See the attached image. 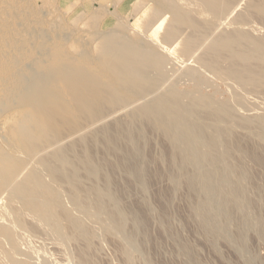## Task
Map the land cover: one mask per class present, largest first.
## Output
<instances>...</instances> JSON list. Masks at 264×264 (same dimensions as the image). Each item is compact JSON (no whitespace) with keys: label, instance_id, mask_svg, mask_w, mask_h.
Segmentation results:
<instances>
[{"label":"bare ground","instance_id":"6f19581e","mask_svg":"<svg viewBox=\"0 0 264 264\" xmlns=\"http://www.w3.org/2000/svg\"><path fill=\"white\" fill-rule=\"evenodd\" d=\"M232 1H233L232 4H235L234 0H232ZM236 1L238 3V0H236ZM227 2H228V0H182V2H180V0H156V7L153 6L154 11H152L153 12L152 15L153 14L154 15H153V17L151 15L150 18H152V20L157 21L158 18L161 17L159 15H161L162 13H166V12H164L165 10H168L169 12H171V16H172L171 20H170L171 23L169 25H167V27L165 28L163 35H162L163 40L161 39V41H164L163 43L170 40L168 43L166 42L167 45H169L170 43L172 45L173 44L172 39H174V37H176V35L179 36V34H178V27L179 26L184 25V28L189 26L190 29L192 28L191 29L192 32H193V30L195 31V32H193L194 35L190 34L191 30H189L187 27L188 37H186V38L183 37L184 40L182 38V40H181L182 46L179 50L180 54L182 53V55H185V56L187 55V60L189 62L188 57H190V56H188V55L192 54L191 57H193V53L195 52L194 55H196L197 59H199L198 57H200L201 55H200V53H198L199 55H197L196 49L198 50V48H200V50H201V46L203 45L202 44L203 41H204V43L205 42L208 43L207 42L208 37H206V39H205L206 35H203L204 33L201 34L202 36H200L199 38H198V36H196L197 30L198 29L201 30V28H199V27L203 26L204 22H205V25L207 24L210 27V28L209 27L208 28L211 29V27L213 26L212 23L216 22V21H220L219 20L220 17H224V19H225V16H226V19H227L228 14H226V10L228 8L231 9V7H233V5L231 7H229L228 6L229 3H227ZM248 2H249L248 6L247 5H244V6H247L248 9H253L256 13L261 14V16L263 15L262 17L264 18V0H250ZM182 4L185 7H183ZM234 7H236V6H234ZM40 8H41V6H40ZM182 9H184V10H182ZM188 9L189 10L191 9V11L189 12ZM235 9L238 10V7ZM43 10H45L47 12V9H43ZM192 10H194L195 12H198L204 18L206 16H208L209 18L206 19L207 18L206 17L204 19L203 23L199 21V19H200L199 18L198 22H197V18H198L199 14L196 16L194 14V12L192 13ZM45 11H43V13ZM228 11H230V10L228 9ZM231 11L233 12V14L235 13V10L234 11L231 10ZM238 11H240L241 14H243V15L240 14L243 17L242 22H243L244 17H246V20H247V17H248L247 14L248 13L247 14H246V12L243 13V11L241 9ZM36 13L39 14V10H37ZM192 14H194L195 18H193ZM240 15L236 14V17H238V18L232 17L231 20L233 21L235 19V21H236V19H237V22H240L241 21ZM166 16H167V13H166ZM249 19L250 20L252 19L253 24H251V25L255 26L254 25V19L251 17ZM228 20L229 19H227L225 22L228 23ZM231 20L229 22L232 23ZM159 21H160V19H159ZM247 21H248L247 23H250L249 20H247ZM152 24H154V23H152ZM161 24L162 23L157 24V22H156V24H155L156 26L154 28L155 32L157 31V29H159L161 27ZM218 24H219V22L216 24L217 27H218ZM243 24H244V22H243ZM150 26H152V25L145 26V27H150ZM216 26H214V29ZM224 26L225 25H223L222 27H220V26L219 27L223 28ZM248 26L250 27V24H248ZM219 27H218V29H220ZM249 27L246 29L250 30ZM203 28H207V27L203 26ZM203 28H202V30H203ZM236 28H238V27H236ZM262 28H264V27H262ZM214 29H213V31L217 30V29H215V30ZM243 29H241V30H243V32L241 30L238 31V34L240 36H242L243 34L246 33L245 28H243ZM255 29L257 31V34L260 36L259 32L261 30H259V28H258L259 31L257 30V28H254V29L252 28V32H253L252 34L254 35ZM179 30H181V27H179ZM221 30L222 29H220V31ZM249 30H247V35H248V33H251V30L250 31ZM187 31H185L186 33H183V31L181 30V32L183 34H185V36H187L186 35ZM203 31L205 32V30H203ZM206 31H208V29H206ZM211 31H212V29H211ZM209 32H210V30H209ZM223 32H224V30H222V34H223ZM229 32H230V29L228 30V33ZM234 32H236V31H234ZM240 32H242V33L240 34ZM261 32H262L261 33V35H262L264 33V31H261ZM198 33H200V32H198ZM210 33H212L214 36V34L216 32L215 33L210 32ZM225 33L227 34L226 30H225ZM230 33H232V30ZM189 34H190V36H189ZM218 34L219 33H217V35ZM252 34H251V36H252ZM224 35H222L221 38H220V35H218L220 39H218L214 42H211L210 45L209 44L206 45L207 46L206 52H208L209 54H207L205 52V45H204V48H202V50H204V52L208 55V58L206 57L207 59H204V55H205L204 54V55H202L203 58L201 57L202 61L206 60L207 67L210 66V68L214 72L217 73L216 75H218V73L222 72V70H220V69H222L221 68V65L223 64L222 61H224L225 60L224 57L226 55H228L230 58L228 56H226V57H228L230 60L232 58L234 60L233 61L234 65H233V62H230L228 60V62H230L231 65H233V66H228V69H227V68H225L226 65L223 64V67L225 68L224 71L227 70L223 74H225V76H229L230 78L237 79V81H236L237 84H238V81L241 85L244 84V85H242V87L239 84V88L241 87L240 89H242L241 91H243V87H245L246 84H248V85L253 84V86L250 85L249 88H247L251 91L252 89H250V87L252 86L253 92H254V88H255L254 86L255 85L260 84L261 86L262 85L264 86V42H263L264 41L263 40L264 35L262 38L263 41L260 40V37L258 35H255V37L256 36L259 37L258 39L261 42L258 41V39L256 40V38H255V41H253L254 37H252V41H250L251 39L248 40V38H245L246 34L243 35V37L245 36L244 38H242V37H235L234 38L228 34L225 36ZM180 36H181V34H180ZM251 36L248 35V37H250V38H251ZM121 37H123V36H120L117 33H111V34L106 35V37L104 38V40L100 46L99 54L97 56H94V57H91L88 53H84V52H80V53L75 54V55H70V53L61 49L58 45H55L53 47L52 46H46L43 49L44 54L42 53V55L44 57L38 61L35 60L34 56H25L24 57V60H27L30 63H34L33 67L35 68V70L33 73L30 74L29 81H28L30 84H32L31 89L26 91L23 94H20L18 97H16L14 99V103L23 109L22 113L19 116L15 117V119H13L11 122H7V126H6V128H7L6 129V136L7 137L6 138H8V141H10L12 143L13 146L11 144L10 145L13 147V149H15V151L14 152L11 151L12 153L5 152V151H3V149H2V151H0V193L2 194L5 191H9V193H10L9 198L10 199H14V198L17 199L16 204L18 203V200H20L19 203H22V205L20 204V206L25 207V209L29 210V211H25L24 208L21 209V210L24 209V211L26 213H28V212L30 213V211H31V212H34V214H35V212H37V217H35V216L33 217V215H34L33 214L31 216V217H33L32 223H30V222L28 223V224H31V226H33V227H31V228H34L33 232L36 229L35 228L36 226L32 225V224H35V222H33V221H37V219H40V218H38L39 217L38 214L40 213V215L41 214L44 215V217H45L44 219L48 218V220L52 219V221L53 220L58 221L59 217H62V218L64 217L65 219H67V221L69 222L68 224H70L72 229H77V231L82 233L80 235L84 234L86 236V235L92 234V235H95L96 237L100 238L99 239V241H100L101 237L97 236V235H99L98 234L99 232H97V235H96V232H95V234H93L94 232L91 233L93 230L90 232L89 231L90 228H87V230L85 229L86 232L89 231L90 233L85 234V230H83V227L80 225V223L83 222L82 218L80 217V216H82V213H83L82 211L80 213L77 212V214L74 213L77 215V217L79 214H81V215H79V217L81 218L82 221L78 218L79 221H81L80 223H78L79 221L74 219L76 216L73 217L71 215V213H69V210L71 211L72 209H68V208H72L73 205H70L71 207L69 205H67L68 198L66 200V206L63 205L62 198L65 200L67 195L66 196L63 195L61 197V195L63 194L62 191L65 189L61 185L62 187L59 188V190H60V192H59L57 187H59L60 184H62V181H64L63 183H67V185H68L67 186L64 184V186L70 187V191L69 190H67V191L70 192V199L76 205L77 210L80 211L82 209V208L78 209V208H80L78 206L83 207V209H82L83 211H85L84 207L87 210V206H90V207L94 206L95 207L94 211H96V210L97 211H105V213L101 212V213H103L102 215L106 214V212H107L109 215V216L108 215L107 216L110 217L109 219H107L108 220V222H106L107 225L109 224V222H112L110 224H112L114 226V223H115V225L117 226V228H116V226H114V228L112 227L114 229L113 234L117 233V231L119 232V230H116V232H115V228L116 229L119 228L121 231H123L121 234L123 235V233H124V237H126V239L130 243H133L135 245L136 243H138L137 241H139V239L136 240L137 237L135 239V235H137L135 233H137L140 228H145L144 224L149 222L150 219H149V221L148 220L146 221L145 219H143V217H140L142 215H140V216L138 215L139 211H141V210L137 211L138 209L136 207H138V204L135 207L134 212L132 211L133 207H132V209H130V207H129V209L132 211V212L130 211V213H132L131 215L127 214L129 212L126 211L127 212L126 213L124 210H122L125 207L122 208L123 207V206H121V205H123V204H121L122 202L120 203L121 205L119 204L120 200L118 201L119 196H118V198L116 196V195H118L116 193L117 192L116 187L112 188L111 174L117 168H118V170H119V168H122L124 170L123 172L126 173V174L125 173L124 174L127 175L129 179L131 178L139 186V190L141 189L140 190L141 193L138 191L140 193V195H142V191H143V193L144 192L146 193V189H149V187L147 184L148 181H146L147 177H146V172H145L144 163H143L144 148H143L142 142L145 139L144 127H151L154 130L160 132V135L162 134L165 137L166 141L168 142L169 148L168 149L166 148L167 152L163 151V153H165V155H164L165 157L169 158L172 169L174 168V172L172 171L171 174L168 173V177H169L168 179L170 180L172 187L174 189L178 188L179 185H180L179 186V188H180L181 185L183 184L186 187L184 188V186H182V188H184L185 190L188 189L191 196L192 195L194 196L195 200H194L193 196L191 197L193 199V201H190V202H192L193 204L190 203V204H192V207L189 204L190 207L192 208V211L189 209V212H190V215L193 214L196 218L199 219L198 224L200 223V226H201L200 228L206 232V234H207V235L205 234L206 237H208V239H209L208 234L212 235V237L214 236L215 238L221 237V239H222V237H224V240H225V238H227V240L230 239V240L234 241V244L238 243L239 250L240 249L241 250L247 249V251H248V248H244V241L247 237L244 235L245 234L248 235V231H249V229H251L250 226H253V225L255 226V225H257V222H258V220H257V222L253 221L255 219L251 220L249 217L250 213L248 214V212H250V211H247L248 207L251 208V206L249 205V202L251 203L252 202L251 198L253 199V197H250V195L248 194L250 197V201H248V199H247L248 196L246 197V195H245V190L247 188H245V186H244V181L248 179L247 176L249 177V175H247L248 172L245 171L244 167H241V165L236 164L237 162L233 164V161H232L233 159L231 160V159H229V157L227 158V156L233 155L232 153H234V152H250V151H252V149L250 147L240 146V139L238 136L235 135V129L237 130V127H239V126L242 129L245 127V130L247 128V131L249 129L248 132L246 131L247 132V134H246L247 140H249V138L251 140V138L254 137L257 139V141L264 142V116H263V113L262 114L259 113L260 116H257V114H255V113H257L258 109H256V112L252 111V115H254L252 117H250L251 113H250L249 117L246 116L244 112H243V114L245 116L244 115L241 116L242 114H240V113H239L240 115L237 114L238 113L237 112L238 107L240 108L242 104L240 105V102H239L240 106L237 104V110L235 112L234 111L235 107H234V109L232 108L233 107L232 105H234V103H232V105L230 103H228L230 98H233L230 95V92H229L230 90H228V91L226 90L227 92H229L230 97H228L229 100L227 99V97L224 98L225 100H228L227 102H225V100L224 101H218L219 99L215 100L214 98L210 97L213 95H210V96L207 95L206 96L205 95L206 93L204 91L203 92L205 94L204 93L198 94L201 90H199V92H197V94H193L194 91L191 92L192 89H191V91L188 89L189 91L186 90L187 92L186 91L181 92L180 91L181 89L177 90L174 87H172L171 84H169L170 86H167L168 87L167 88L164 83H165L166 77H167V75H169V73H167V75H165L166 70L164 71V73L162 72L164 70L163 69L164 66L161 63V61H162L161 53L159 54V52H161V50H159V48H158L159 51H157V49H155V48H152L149 46H144V45L142 46L141 42L139 40H134L132 38L122 39ZM215 37H216V34H215ZM200 38H202L204 40L202 41ZM217 38H215V39H217ZM244 39H245V41L249 42L247 44L246 42L243 41L245 43L244 44L245 46H246V44L248 45L247 48H249V50H247L246 47H245L246 50H243L244 48H242V50L238 48L240 42H242V40H244ZM171 40H172V42H171ZM240 45L242 46V44H240ZM196 47H198V48H196ZM178 48H177V50H178ZM25 50L26 49L24 48L23 45H18L16 47V52L25 51ZM202 50H201V52H202ZM162 55H163V57L166 56V55L164 56V54H162ZM178 56H179V54H178ZM185 56H183L184 58L182 59L183 64H185L184 63ZM222 58H223V60H222ZM252 60L254 63L257 62L258 66L261 63L260 64L261 67L252 68L251 66H254L253 64L251 65ZM254 60H257V61H254ZM192 61H193V59L190 60L191 63H192ZM198 61L196 63H198ZM235 61H237V62L241 61L243 64H241V62H240L237 65V62H235ZM180 62H182L181 59H180ZM193 62H195V61H193ZM221 62H222V64H220ZM249 62H250V65H249ZM258 62H260V63H258ZM177 63H178V61H177ZM199 63L201 65V60L199 61ZM160 64H162V70L160 69ZM183 64H181L180 67ZM204 64H205V62L203 63V65ZM239 64H241V65H239ZM191 65H187L186 68L189 69L188 66H191ZM200 65H199V67H200ZM228 65H229V63H228ZM257 65H255V66H257ZM185 66L186 65H184V67ZM176 67H179V63H178V66H176ZM182 67L180 69H182ZM194 67H196V66H194ZM194 67H193V70L195 69ZM219 67H220V69H219ZM176 69L174 68L172 72H176V71H174ZM190 69H192V66ZM196 69H197V67H196ZM199 69H201V67ZM207 69H209V68H207ZM179 70H177V72ZM193 70H191V71L194 72L195 70L194 71ZM153 71H155L154 75L151 74ZM205 71H206V69H205ZM200 72H201V74L203 73L202 69ZM207 73L210 74V71ZM7 74H8L7 76H10L11 70ZM209 74H207V76ZM42 76H44L45 79L41 80ZM170 76H171V74L169 75V78H170ZM181 76H184V75H181ZM212 76L216 77V76H214V74H212ZM219 76H221V74ZM225 76H223V77H225ZM223 77H222V81L220 80L222 83L224 82L223 79H225ZM172 78L173 77H171L170 79H172ZM230 78H226L227 81ZM179 79H180V76H179ZM235 79L232 82H234ZM174 80H176V79L173 78V80H172L173 83H174ZM217 80H219V78ZM168 82H170V80ZM174 84H177V81ZM224 84H226V81L224 82ZM229 84L230 83L228 81V85ZM237 84H235V85H237ZM162 85H164V86H162ZM248 85H246V87ZM16 86H18V85H16ZM263 86L261 88L264 89ZM226 87H227V84L225 85V88ZM257 87L255 88L256 91H257ZM163 88H165V89L163 90ZM229 88H230V86H229ZM229 88H227V89H229ZM261 88H258L259 96H262L260 94ZM159 89H160V91H159ZM230 89H233V87ZM5 90H0V92L3 93V92H5ZM244 91H245V89H244ZM248 92L249 91L247 90V93ZM253 92H251V94ZM231 93H232V90H231ZM233 93L235 94V91ZM249 93H248V96H249ZM8 94L10 95V92ZM242 94H245V97L247 96L246 93H242ZM262 94L264 96V90L262 91ZM11 95H12V92H11ZM226 95H227V93H226ZM237 95L240 97V94H237ZM252 95H253V99H255V96H257L254 93ZM248 96L246 98H248ZM239 97H238V99H239ZM185 98L187 99V101L184 100ZM246 98L244 99V102L245 101L247 102ZM250 98H251V96H250ZM250 98H249V102L251 103ZM240 99H241V97H240ZM231 100H233V99H231ZM234 100H236V97ZM242 101H243V98H242ZM261 101H262V98H261L260 102H258V99H257V101L255 100V103L260 104ZM233 102H236V101H233ZM263 102L264 101H262V103ZM136 103L137 104L139 103V104L137 105ZM236 103H235V105H236ZM252 103H254V102H252ZM262 103H261V105H262ZM133 105H136V106H133ZM243 105L247 106V103L246 104L243 103ZM251 105L249 104L248 107H251ZM125 106L126 107L128 106L127 108H130V110H131V107H133V109L130 111V114L128 112H126V110H125V113H127L129 120L134 122V123L140 122L141 125L136 126L135 130L131 131L129 129H126L123 122H120L119 120L117 121V119H116L117 117H115V119H116L115 124L117 125L118 131H117V135L113 136L112 133L110 132L109 122L104 124L109 119L106 117H108L107 115L109 113V117L111 116L110 119L114 120L113 119L114 117L112 118V115L110 114L112 109L114 111V110H117V108H119L120 111H118V112H122L120 108L125 107ZM255 106H256V104H255ZM106 107H108L110 111L108 109H106ZM260 107H262V106H260ZM13 108H14V106H9L7 109H9L8 111L11 112L13 110ZM259 110L261 112V108ZM123 111H124V109H123ZM241 111H242V109H241ZM263 111H264V109H263ZM116 112H113V113L116 115ZM247 114H248V112H247ZM105 119H107V120L105 121ZM103 120L105 122L102 123L101 128L99 129L97 127L98 130H93V126L96 127ZM95 124H97V125L95 126ZM245 130L243 129V134H244ZM236 134H237V132H236ZM120 136H122L125 140H127L128 147L125 149V154H121V155L117 156L116 162H108L107 160L99 161V160H97V155H96L97 153H94L93 151L89 152V150L93 149V147L99 145V143L101 141L104 142V144L106 145V147L104 148V151L115 152L116 148H117V146H115V140L118 139V137H120ZM250 140H249V142L251 143ZM64 141H65L64 144H66V145H63ZM8 144H9V142H8ZM80 144L82 146L86 147L85 149L83 148V151H85V154L83 155L82 158L75 159L74 157H72L70 155V151H72L74 149V147H76L77 145L80 146ZM262 147H264L263 144L258 148L260 150H264ZM9 150L10 149L6 148V151H9ZM49 150H50V152L48 153L47 151H49ZM45 152H47V153L45 154ZM163 159H166V158H163ZM161 160L159 159V161H161ZM230 160L232 163L230 162ZM33 161L36 162V164H35L36 167L39 163L38 166L43 165L46 168L47 171H45V172L47 174L49 173V177H50V178H48L49 180L48 179L45 180V177H43V175L41 176V174L44 173V169H43V173L40 174V172H42V168H44L43 166L42 167L40 166V168H39V170L41 169L40 172H38L39 171L38 169H37L38 171L35 169L36 167L32 168V170H31V168L28 164H30V162L33 163ZM35 165L31 164V167H33ZM27 166H29L30 170L26 169ZM169 168L170 167L168 165V170H166V171H169ZM24 170H29V171L24 172ZM166 171H165V173H166ZM169 172H171V168H170ZM80 174H82L87 179L93 181V184L88 189H87V187H85L86 189H82V191L84 192L83 195H82V191L80 190ZM157 175H159V174H157ZM19 177H20V179H19ZM248 180H250V179H248ZM57 181H59L61 183H58ZM82 181H84V180H82ZM246 182L247 181H245V184H246ZM57 183H58V185H57ZM56 185H57V187H56ZM137 185L134 184L135 187H137ZM248 185H250V184H248ZM168 186H169V183H168ZM246 186H247V184H246ZM62 188H63V190H61ZM113 189H115V191ZM174 189H173V191H174ZM167 190L170 191L171 189L169 190V188H168ZM148 191L149 190H147V193H148ZM68 192H67V194H68ZM173 193H175V192H173ZM176 193H178V192H176ZM167 194H168V192H167ZM196 194H197V196H196ZM246 194H247V191H246ZM2 195H4V194H2ZM146 196H148V194H146ZM68 197H69V194H68ZM167 197L170 198V196H167ZM9 198H7V200L4 199L5 202L8 201ZM143 198H144V196H143ZM147 199H149V198H147ZM171 199H172V197H171ZM188 199H189V197H188ZM196 199H197V201H196ZM167 200H170V199H167ZM13 201H12V203H13ZM139 201L141 202L142 198H140ZM139 201L137 200V202H139ZM72 202H71V204H72ZM142 202H144V204H146L145 203L146 201H142ZM142 202H141V204H142ZM0 203H1V205L3 204V199L0 200ZM16 204H15V206H16ZM64 204H65V201H64ZM68 204H70V203H68ZM1 205H0V207H1ZM13 205H14V203H13ZM258 205L259 204L257 203V206ZM4 206H7V202ZM4 206H2L3 209H5L3 211L9 212L11 208H8V210H6V208ZM8 206L11 207V204L9 205V203H8ZM15 206L13 207V209L15 208ZM67 206H68V208L65 209ZM120 206H121V208H120ZM125 206L128 207L129 205L125 204ZM142 206L144 207V205H142ZM149 206H150V203L147 207L149 208ZM257 206H256V208H258ZM16 207L18 208L17 210H20V208H21V207H18V205ZM43 208H45V209H43ZM93 208H91V209H93ZM140 208H142V207H140ZM152 208L153 207H151L150 210L147 209V212L148 211L152 212L151 211ZM252 208L255 209V207H252ZM126 209L128 210V208H126ZM0 210H2V208ZM73 210H74V207H73ZM153 210H155V209L153 208ZM11 211H12V209H11ZM24 211H22V212H24ZM90 211L93 212L92 210H90ZM1 212H0V215L2 214ZM12 212H14V211H12ZM17 212H15L14 215L13 214L11 215V212H10V214L9 213L8 214L13 216V217L16 215L17 217H14V218H17V219H15L16 224L17 225L19 224V226H20V224H22L20 220H22V219L20 218V220H19V217H22L24 214L19 215L22 212H20L19 214ZM91 212H90V215H92ZM141 212L139 214H141ZM143 212H146V211H143ZM147 212H146V214H147ZM155 212H156V210H155ZM155 212L153 211V213H155ZM191 212H192V214H191ZM252 212H254V210ZM256 212H257V210H256ZM256 212H254L253 214L251 213L252 217H253V215H255ZM29 213H28V215L30 216ZM87 213H89V211L83 213V215L87 214ZM97 213L98 212H96V214H93L94 218L96 215L99 214V213L98 214ZM153 213H152V215H153ZM236 213L238 214V216H240V219L238 221H237V218L235 216ZM155 214L158 215V217L156 215L155 216L159 220L161 217H159V214L157 212ZM257 214L254 217H256ZM2 215H4V213ZM5 215L3 216L4 219L7 216V215L6 216ZM26 215L27 214H25V216ZM90 215H88V216H90ZM102 215L99 217V224H100V221H101L100 218L102 217ZM143 215H145V214H143ZM163 215H165V217H166V214H163ZM25 216H23V217H25ZM98 216H96L97 219H98ZM155 216L154 217L152 216V219L153 218L155 219ZM1 217L2 216H0V218ZM7 217H9V216H7ZM83 217L86 218L85 219L86 222L90 221V220L87 221L86 215ZM108 217H106V218H108ZM149 217H151V215L148 216L147 219ZM261 217H260V219H263ZM34 218H36V220H34ZM90 218L92 219L91 216H90ZM96 218L92 219V220L95 222V220H97ZM103 218H102V220H103ZM128 218L129 219L131 218L130 219L131 221L129 220V222H127ZM191 218H193V217H191ZM1 219H3V218H1ZM8 219H10V217ZM25 219H27V218H25ZM25 219H23V220H25ZM41 219H42V217H41ZM164 219H162V220L160 219V221H164ZM233 219L235 221L234 223L237 224L239 222V224H237V225L235 224L236 227L238 225L242 226L244 229H246L247 227L248 228L250 227L249 229H246L247 233L245 231L244 232L245 234H244L243 233L244 229L241 227L242 230L241 229H239L240 231L236 230V234L234 233L235 235H232L233 232L232 233L230 232L231 233L230 234L229 233V231H230L229 227H231V226L229 224H231ZM13 220L14 219L12 218V221ZM42 220H41V222H42ZM105 220H103V222H105ZM144 220L146 221V223ZM155 220H157V219H155ZM8 221L11 222L10 220H8ZM27 221H29V220L27 219ZM160 221H158V223H161ZM5 222H7V221H5ZM9 222H7V226H8ZM39 222L37 221V223H39ZM43 222H45V221L43 220ZM43 222L40 223L41 224L40 226L43 225ZM53 222H56V221H53ZM64 222H62V223L64 224ZM261 222L263 223L264 221H261ZM25 223L23 225H27ZM126 223H130L133 225V227H131L132 229L130 228L131 230H129V231L126 230V227H127ZM234 223L232 222L231 228L235 227V226L233 227ZM14 224L12 223L11 226H13ZM52 224L53 223L50 224L51 227L54 225V224L53 225ZM60 224H58V227L62 226V224L61 225ZM65 224L67 225L66 222H65ZM82 224H84V223H82ZM85 224L88 225L90 223H85ZM85 224L83 226H85ZM95 224L96 223H94V226L91 224L90 227L93 226L94 230L95 229L97 230V228H96L97 225H95ZM130 224H128V225H130ZM44 225L46 226V228L44 227V232H45V229L47 230V228H49L50 225L49 226L46 225V222ZM64 225H63V230L66 229V228L64 229ZM101 225H102V223H101ZM164 225H160V226H164ZM258 225H260V224L258 223ZM55 226H57V225H55ZM103 226H102V229L105 228V226L104 227ZM109 226H111V225H109ZM168 226L169 225H167V227ZM257 226H256V228H257ZM261 226H262V224L260 225V227L258 226V228L260 230V238H261V233L264 232V227H263L264 223H263V226L262 227ZM18 227H14V229L18 228ZM23 227L25 228V226H23ZM51 227L49 229H52L51 231H53L54 229ZM69 227H67V228L69 230H71ZM238 227H237V229H238ZM24 228H22L23 230L22 229L21 230L25 231ZM37 228H40V227L38 226ZM108 228L111 229V227H108ZM146 228L148 229V227H146ZM146 228H145V233L148 231V230L146 231ZM160 228L162 229V227H160ZM253 228L251 230L254 231ZM11 229L9 227H6V224L0 223V235L3 238L6 237V240L4 239V242H6L7 239H8V241L10 239L11 243L13 242V240H15V242H16L17 239L15 238V234L13 233V231L11 232ZM26 229L28 230L30 228L28 227ZM41 229L43 231V228H40V230ZM55 229H56V231L59 230V229H57V227ZM102 229H100V230H102ZM164 229L167 230L166 228H164ZM257 229H255L256 234H258L257 232L259 231V230L257 231ZM21 230H19V231H21ZM30 230L27 233H29ZM37 230L39 231V229H37ZM98 230H99V228H98ZM19 231H17V232H19ZM47 231H50V230H47ZM56 231L54 233H56V235H57ZM71 231H73V230H71ZM108 231L113 232V230L112 231L108 230ZM33 232L31 231L30 234L32 235ZM60 232L61 231H58V234ZM67 232H69V231H67ZM102 232H103V230H102ZM12 233H13L15 239H13ZM37 233L38 232L36 231V233H34L33 235H35ZM42 233H41V235H42ZM69 233H65V234L69 236ZM75 233L78 234L76 232V230H75ZM145 233L143 232L142 236H144ZM147 233H146V235L148 237L149 231ZM23 234H26V232L25 233L23 232L22 234H20V236H22ZM48 234H50V233L48 232ZM48 234H47V236L46 235L45 236L47 238L51 239L48 236ZM72 234H74V233H72ZM100 234H101V232H100ZM104 234H106V233L104 232L101 234L102 237ZM107 234H108V232H107ZM113 234H111L112 237L114 236ZM121 234H119V235L121 236ZM203 234H204V232H203ZM31 235L28 236V237H30L29 240H31V237H32ZM56 235H55V237L58 236V235L57 236ZM115 235H117V234H115ZM174 235H175V233L172 235L173 236L172 238L175 239ZM26 236H23V237L26 238ZM68 236H66V237H68ZM85 236L83 237L84 239H85ZM91 236H88V237L93 238ZM95 236H94V238H96ZM104 236H107V235H104ZM177 236H176L175 240H177L179 237L181 238L180 234H179V237H177ZM16 237L18 238L19 236H16ZM23 237H21V238H23ZM55 237H54V239L57 240V238H55ZM66 237H63L62 240H64V238L66 240L69 237H70V239H68V241L71 240V236H69L68 238H66ZM124 237H120V238H122L121 239L122 241H123V239H125ZM139 237H141V235ZM262 237H264V236H262ZM25 238H24V240L23 239H21V240L25 241ZM33 238H34L33 239L34 242L36 241V238H37V240H39L37 236H36V238L33 236ZM43 238H45V237L43 236ZM43 238H42V240H39V241L43 242ZM79 238H80V236H79ZM90 238H89V240L85 239V241L88 240L91 243L92 239H90ZM98 238H96V239H98ZM120 238H119V242L121 245V243L123 244V242L120 241ZM142 238L143 237H141V240H142ZM180 238H179V240H181ZM27 239L28 238H26L25 243L23 241H22V243H24L25 246L28 245V247H29V243L26 244ZM174 239L172 241H174V243H176L177 241L175 242ZM210 239H212V238H210ZM1 240H0V242H1ZM65 240H64V242H65ZM104 240H105V237L103 238L102 242H104ZM116 240H118L117 236H116ZM212 240H214V238ZM246 240H248V239H246ZM8 241L6 242V245H8L9 249H11L13 247L14 251H15L16 250L15 248L17 246V248H19V250L22 253V256H20L21 253H19L18 252L19 250L17 249L18 251L15 254H19V256L15 255V254H11L10 260L12 261V263L13 264H25V262L22 261L23 259L22 260H20V259L23 257V254H26L29 257V252H28V254L26 252V251H30L29 249H27L28 247H26V248H25V246L23 247L24 244L21 245L20 244L21 242L19 241L20 242V243H18V244H20L19 246L20 247L22 246V248L26 249L25 250V249L21 248L25 252V253H23L22 250L20 249V247H18V245L16 243H15L16 246L13 244L14 242L12 243L15 246L14 247V246H12V244L9 245L10 243ZM57 241H55V242H57ZM125 241L126 240H124V243L128 244V242H125ZM182 241H185V240H181L180 241L181 245H179L178 247H180L179 248V249H181L180 251L184 252L185 256H187L186 257V258H188L187 262H189V264L198 263L199 262L198 259H195L194 258L195 256H193V252H194L193 250H195L194 247L192 249V251H193L192 252L191 248H190L191 246H189L190 249L187 248L186 247V246H188L186 244L187 242L184 243ZM217 241H219L218 238H217ZM232 241L230 242L228 240V242H230V244L232 243ZM29 242H32V240ZM34 242H33V244L36 245L37 244L36 242H38V241L35 242L36 244ZM52 242L55 243L54 241H52ZM60 242H61V244H59V245H62V243H64L62 241H60ZM119 242H118V244H119ZM143 242H141V243H143ZM210 242H211V240H210ZM214 242H215V240H214ZM39 243H38V246H40ZM44 243H45V241H44ZM87 243H89V242H86V244ZM100 243H101V241H100ZM139 243L137 245H135V248H132V249L136 250L138 248ZM147 243H148V240H147ZM147 243L144 244V246L147 245ZM183 243L186 245H183ZM3 244H5V243H3ZM33 244L31 243L30 244L31 248L29 247L31 249L30 253H32V254L34 252V251L32 252V248H33V250H35L37 247V245H36V247L35 246L32 247ZM45 244H47V243H45ZM45 244L43 245V243H42L41 247L43 248V246H45ZM68 244H69V242H68ZM133 244H130V245H133ZM215 244H213V245L215 246ZM234 244H231V245H233V247H234V246H236ZM0 245H1V243H0ZM6 245L2 246L3 250H4V247H7ZM67 245L65 244V247ZM238 245H237V247H238ZM10 246H12V247H10ZM121 246H119V249H123L124 244L122 247ZM133 246H131V247H133ZM136 246H137V248H136ZM142 246H143V244H142ZM142 246L140 245V249L138 248L139 249V251H137V252H139L138 254H142V252L144 254V251H146V246H145V250H143L141 252ZM144 246H143V248H144ZM45 247H47V246H45ZM65 247H63L64 250H66ZM87 247H88V245H87ZM216 247L217 246H215V248ZM246 247H248L247 244H246ZM38 248H40V247H37V249ZM37 249L35 251H37ZM40 249H38V253H39ZM44 249L45 248H43L42 250H44ZM46 249H48V248H46ZM69 249H70V246H69L67 251H69ZM125 249L126 248L124 247V250ZM42 250L40 251L39 255L41 253H43ZM127 250L130 251V252L127 251V253L129 252V254H130L131 250L129 249V246L127 247ZM134 250L132 252H134ZM237 250H236V252H237ZM245 250L242 252L244 254L241 253L242 257L247 252ZM0 251H1V248H0ZM5 251H8V249ZM46 251H47V256H48V254H50V252L48 253V250H46ZM121 251H123V250H121ZM10 252L12 253L11 250H10ZM10 252H8V254H10ZM63 252L66 254L65 251H63ZM182 252H180V253H182ZM2 253L0 254V256L4 255V252H2ZM36 253H34L35 256H37ZM44 253H45V251H44ZM136 253H131V254L134 255ZM8 254H6V256ZM34 254H33V258H30V257L29 258L27 257V258L29 260L31 259V261H32V259H35ZM184 254L182 253V255H184ZM238 254H240V253L238 252ZM247 254L249 255L250 252ZM12 255H13V257H12ZM14 255L16 257L18 256L19 259H18V257L15 258ZM26 255H24V256H26ZM67 255H68V252H67ZM127 255H125V256L128 257ZM47 256H46V258H47ZM49 256H51V255H49ZM49 256L47 258V261H49L48 260ZM72 256H73V254H72ZM81 256L83 257L84 260L86 259V257L83 256V254H81ZM81 256H79L78 259H80ZM143 256L141 257L139 255L138 261L144 260L145 257L143 258ZM4 257L5 256L0 257L2 261L4 260ZM9 257L10 256L8 255V258ZM70 257H71V255H69V259H70ZM132 257H134L135 260H136V258H138L137 256L136 257L131 256V258ZM140 257H141V259H140ZM182 257H184V256H182ZM38 258L40 259L39 256H38ZM41 258H42V256H41ZM44 258H45V256L43 257V259H41V261L44 260ZM46 258H45V260H46ZM131 258H129V259H131ZM146 258L148 259L149 257L146 256ZM132 259H131V262H132ZM183 259H182V261H184ZM256 259H258V257H256ZM256 259H253V260H256ZM262 259H264V258H262ZM5 260H6V264L7 263L9 264V262H7L9 259H6V257H5ZM26 260L27 259L25 257L24 261H26ZM37 260H36V262L38 263V261H40V260H38V261ZM196 260H197V262H196ZM245 260H244V262H247V264H252V262H253V260H251V259L248 261L247 260L245 261ZM258 260H256V261H258ZM86 261L84 263H87ZM145 261H146V259H145ZM145 261H143V262H145ZM148 261L150 262L151 260H148ZM36 262L35 263L32 262V263L36 264ZM131 262H129V263H131ZM143 262H140V263H143ZM1 263L4 264L3 262H1ZM26 263H28V262L26 261ZM50 263L55 264L56 262L53 263L50 260ZM185 263H186V261H185ZM38 264H40V263H38ZM42 264H44V262ZM125 264H128V258H127V261H125ZM133 264H134V260H133ZM244 264H246V263H244Z\"/></svg>","mask_w":264,"mask_h":264},{"label":"rangeland","instance_id":"374dc122","mask_svg":"<svg viewBox=\"0 0 264 264\" xmlns=\"http://www.w3.org/2000/svg\"><path fill=\"white\" fill-rule=\"evenodd\" d=\"M248 1H250V0H238V3H237V1L234 0L235 4H232L233 1L232 0H228L227 3H229L228 4L229 7H231L232 5H233V7L236 6L234 8L231 7V9L228 8L230 11H228V9L226 10V14H228L227 15V19H229L228 23L225 22L227 20L226 16H225L226 14H225L224 15L225 19H224V17H220L219 18L220 21H216V22L212 23L213 24V26H212L213 28L211 27L212 31H211V29H209L210 27L207 24L205 25V22H204L203 26H206L207 28H203V26L199 27V28H201V30H199V29L197 30L196 36H198V38H199L200 36H202L201 34L204 33L203 35H206L205 39H206V37H208V39H207L208 43H206V42L204 43V41H203L204 39L200 38L203 41L202 42L203 45L201 44L202 45L201 46V50H202V48H204V45H205V52H206V50H207L206 49V47H207L206 45H208V44L210 45L211 42H214V41L220 39L221 36L224 35V34L225 35L228 34V35H230V36H232L234 38L235 37L244 38L245 36L243 37V35L246 34L245 38H248V40L251 39L250 41H252V37H254L253 41H255V38L257 40L259 37H260V40H262L263 35H264V33L261 35V33H262L261 31H264V28H262V27H264V18L262 17L263 15L261 16V14L256 13L253 9H248L247 8L248 3H249ZM180 2H182V0H180ZM244 5H247V6H244ZM40 6H41V8H40ZM153 6L156 7V0H0V90H5L6 89L5 92H3V93L0 92V151H2V149H3V151L10 152V153L15 151V149H13V147H12L13 146L12 143L10 141H8V138H6L7 137L6 136L7 122H11L13 119H15V117L19 116L22 113V111H23V109L20 106H18V105H16L14 103V99L16 97H18L20 94H23L26 91L30 90L31 86H32V84H30L28 81H29L30 74L33 73L34 70H35V68L33 67L34 63H30L29 61L24 60V57L25 56H34L35 60L38 61V60H40V59H42L44 57L42 55V53L44 54L43 49L46 46H52L53 47L55 45H58L61 49H63L65 51H67L68 53H70V55H75V54H78L80 52H84V53H88L91 57H94V56H97L99 54L100 46H101L104 38L106 37V35L111 34V33H117L120 36H123V37H121L122 39L132 38L134 40H139L141 42L142 46L143 45L144 46H149V47L157 49V51L161 50V52H159V54L161 53V56H162L161 63L164 66L163 67L164 70L162 72L164 73V71L166 70V72H165L166 74L165 75H167V73H169V75L171 74L170 78L173 77L174 79H176V80H174V83H176V81H177V84H174L173 81H172L173 78L170 79L169 75H167L166 81L164 83L166 87L170 86L169 84H171L172 87H174L175 89H177V90L181 89L180 90L181 92H184V91H186L188 89L191 91V89H192L191 92L194 91L193 94H197V92H199V90H201L202 92L200 91L198 94H201V93L205 92L206 94L205 93L204 94L206 96L207 95H209V96L213 95V96H210V97L214 98L215 100L219 99L218 101H224L225 100L224 98H226V97L229 100L228 97H230L229 96V92H230L231 97H233V98H230V100L231 99H233V100H231V101L229 100L230 102L228 100H225V102L228 101V103H230L231 105H232V103H234V105H232L233 107L232 106L231 107L233 109L235 107V109H234L235 112L237 110V104L239 105V102H240V105L242 104L241 105L242 108L240 107L242 109V111L238 107V110H237L238 113L237 114L240 113V114H242L241 116H243L244 115L243 112H244L245 115L249 117L250 113H251L250 117H252V116H254V115H252V111L256 112V109H258L257 113H255V114H257V116H260L259 113H261V114L263 113V116H264V111H263L264 102L262 103V101H264V96L262 94V91L264 89L261 88L263 85L262 86L260 84H259L260 86L258 84L255 85L254 86L255 88L258 86L257 87V91L254 88V92H253V87H252L253 84H249V85L246 84L248 86L246 87V85H245V87H243V91H241L242 89H240V88L244 84L241 85L239 83V81H238V84H237V82H236L237 79H235V78H234L235 81L232 82L234 80L233 78H230L229 76H225V74H223V73H225L227 71V70L224 71L225 68L228 69V66H233L234 65V62H233L234 60L232 58L230 60L229 59L230 57L228 55H226V56H228L229 58L226 57V56L224 57L226 61L225 60L222 61L223 60V58H222L221 61L226 66L224 68L222 62L220 63V64H222L221 65L222 69H220V67H219V69L222 70V72L218 73V75H216L217 73L214 72L210 68V66L207 67L206 60L202 61V59H201V57L203 58L202 55H204V54H205L204 55V59H207L208 58L207 54H209V53L206 52L207 53L206 54L204 52V50H202V52H201L200 48H198V47H196V48H198V50L196 49V53H197V55H199L198 53H200L201 56L198 57L199 59H197L196 55H194L195 52L193 53V57H191L192 54L188 55V56L191 57V58L188 57L189 58V62H190L191 59H193V61H195V62L192 61V63L191 62L189 63L188 60H187V55L185 56V55H182V53L180 54L179 50H180V48L182 46V41H181L182 38L183 37L184 38L188 37V31L187 30L188 29L191 30L192 28L190 29L189 26H187L188 27V29H187V27L184 28V25L179 26V27H181V30L183 31V33H186L185 31H187V34H186L187 36H185V34H183L181 32V30H179V27H178L179 36L176 35V37H174V39H172L173 42L171 40V42L173 44L171 45V43H170L169 45H167V43L170 40L166 41L167 43L166 42L163 43L164 41H161V39L163 40L162 35H163V32H164L165 28L167 27V25H169L171 23L170 22L171 17H172L171 16V12H169L168 10H165L164 12L167 13V16H166V13H162L161 15L158 14L161 17L158 18L157 21H155V20H152V18H150L152 13H153L152 11H154V9H153L154 7ZM183 7H185V6L183 5ZM237 7H238V10L241 9L243 11V13L244 12H246V14L248 13L247 14L248 15L247 20H249L250 23H247L248 21L246 20V17H244V19H243L244 24H243V22H242V18L243 17L241 16L243 14H241L240 11L235 9ZM43 9H47V12L45 10H43ZM37 10H39V14L36 13ZM182 10H184V9H182ZM231 10H233V11L235 10V13L237 15L241 14L240 15V19H241L240 22L241 23L237 22V19H236V21H235V19L233 21L231 20L232 17L233 18L236 17V14L235 13L233 14V12ZM43 11H45L46 13L45 12L43 13ZM188 11L190 12L191 9L190 10L188 9ZM193 12H194V14L196 16L199 14L198 12H195L194 10H192V13ZM194 14H192L193 18H195ZM153 15H152V17H153ZM199 15H198V18H197V22H198L199 18H200L199 21L202 22V23H203V21H204V19L206 17H207L206 19L209 18L208 16H206L204 18V17H202V15H200V16ZM250 17L254 19V25L255 26L251 25V24H253V22H252V19L251 20L249 19ZM236 18H238V17H236ZM159 19H160L161 22L159 21ZM230 20L232 21V23L229 22ZM151 22L154 23V24H152ZM156 22H157V24L158 23H162V24H161V27L159 29H157V31L155 32L154 28L156 26L155 25ZM218 22H219L218 27L219 26L222 27L223 25H225L224 27L226 29L224 27H223L224 29L219 27L220 29L224 30L223 34H222V30L220 31V29H218V27L216 26V24ZM248 24H250V27L248 26ZM144 25L145 26L152 25V26L145 27ZM214 26L217 27V28L215 27V29H217L216 31H213ZM236 27H238L239 29L236 28ZM248 27L251 30V33H248L249 36H251V34L253 33L252 32V28L253 29L257 28V30L259 28V30H261L259 32L260 36L257 34V31L255 29V31L253 30L254 31V35L252 34L251 38L248 37L247 30H249V29H246ZM202 28H203V30H205V32L202 30ZM243 28H245L246 33L244 32L245 34L240 36L238 34V31H240ZM206 29H208V31H206ZM229 29H230V32L232 30V33L234 31H236L237 33L236 32H234L235 34L234 33L232 34L230 32L228 33ZM209 30H210V32H214V33L216 32L215 33L216 37H215V34L213 36V34L209 32ZM225 30L227 31V34L225 33ZM243 30H241V31L243 32ZM191 32H192V30L190 31V34H193V32H195V31L193 30V32L192 33ZM198 32H200V33H198ZM242 32H240V34ZM217 33H219L218 35H220V38L217 35ZM180 34H181V36H180ZM190 34H189V36H190ZM255 35H258L259 37L258 36L255 37ZM214 37L215 38L218 37V38L215 39ZM184 38H183V40H184ZM260 40L258 39V41H260ZM263 40H264V38H263ZM243 41L246 42L247 44L249 43V42L245 41V39H244V40H242V42H240V44H242L243 47L239 44V46L241 48L239 46H238V48L241 49V50H242V48H244L243 50H246V49L249 50V48H247L248 45L246 44V46H245L244 45L245 43ZM18 45H23L26 50L25 51L16 52V47ZM245 47H246V49H245ZM158 48H159V50H158ZM177 48H178V50H177ZM162 54H164V56L165 55L166 56L163 57ZM178 54H179V56H178ZM183 56H185V59H184V63L185 64H183V60H182L184 58ZM180 59H181L182 62H180ZM198 60L199 61L201 60V65H200ZM228 60L230 62H233V65H231V63L228 62ZM177 61L179 63V67H180L181 64H183L182 65L183 67H184V65H186V66L184 68L181 66L182 69H180L181 67L180 68L176 67V66H178ZM197 61H198V63H196ZM254 61H257V60H254ZM204 62L206 64V65L204 64L205 66L203 65ZM235 62H237V61H235ZM240 62L238 61L237 65ZM228 63H229V65H228ZM255 63L252 60L251 65L252 64L254 65V66H251L252 68L261 67L260 66V64H261L260 62H258V63H260L259 66L257 65V62H255ZM162 64H160V69L161 70H162ZM241 64H243V63L241 62ZM241 64H239V65H241ZM187 65H191L192 69H190L191 66H188L190 70L188 68H186ZM199 65H200V67L202 69V72H203L202 74L200 72L201 69H199L200 68ZM249 65H250V62H249ZM255 65H257V66H255ZM194 66H196L197 69ZM193 67L195 68L194 69L195 71L193 70ZM174 68L175 69L177 68L176 70H174L176 72H172ZM207 68H209L210 70L207 69ZM205 69H206V71H205ZM10 70H11V75L7 76L8 75L7 73H9ZM177 70H179V71L177 72ZM191 70H193L194 72H192ZM209 71H210L211 75L209 73H207ZM154 72L155 71H153L151 74L154 75ZM207 74H209V75L207 76ZM212 74H214V76H216V77H213ZM220 74H221V76H219ZM181 75H184V76H181ZM179 76H180V79H179ZM223 76H225V77H223ZM222 77L225 78V79L226 78H230L228 80L229 83H230L229 85H228L227 79L226 80L223 79L224 82L226 81V84H227L226 88H225L226 84H224V82L223 83L221 82L222 81ZM218 78H219V80H217ZM43 79H45L44 76H42L41 80H43ZM169 80H170V82H168ZM235 84H237V85H235ZM239 84L241 86L240 88H239ZM16 85H18V86H16ZM250 85H252L251 86L252 88L250 87V89H252L251 91L249 89H247V88H249ZM162 86H164V85H162ZM229 86H230V88L233 87V89H230ZM227 88H229V89H227ZM258 88H261V93L260 94L262 96H259ZM160 89H159V91H160ZM164 89L165 88H163V90ZM244 89H245V91H244ZM226 90L227 91L230 90V91L227 92ZM231 90H232V93L235 91V94L234 93L232 94ZM247 90L250 92V93L248 92L249 96H248ZM8 91L10 92V95L8 94L9 93ZM11 92H12V95H11ZM251 92H253L255 95H257V96L254 95L255 99H253V95H252L253 93L251 94ZM226 93H227V95H226ZM242 93H246L248 98H246L247 96L245 97V94H242ZM237 94H240L241 99H240V97ZM250 96H251V98H250ZM235 97H236V100H234ZM238 97H239V99H238ZM244 97L246 98L247 102L246 101L244 102V99H245ZM260 97L262 98V101H261L262 105H261V103L260 104L255 103V100L257 101V99H258V102H260V100H261ZM242 98H243V101H242ZM249 98H250L251 103L249 102ZM184 100L187 101L186 98ZM233 101H236V102L238 101V102L236 103V102H233ZM252 102H254V103H252ZM235 103H236V105H235ZM243 103H245V104L247 103V106L243 105ZM249 104L250 105L252 104L251 107H248ZM255 104H256V106H255ZM9 106H14V108H13V110L11 112H9L8 111L9 109H7ZM133 106H136V105H133ZM260 106H262V107H260ZM125 107H121L120 108L122 112H118V111H120L119 108H117V110H114V111L112 109L110 114L112 115V118L114 117L113 118L114 120L110 119L111 116L109 117V113H108V115H107L108 117H106V118H109V119L108 120L105 119V121L107 120L106 122L103 120L102 122H100V124L97 123L98 125L95 124V126L96 125L97 126L96 127L93 126V130H98L97 127L100 129L102 123L105 122L104 124H106V123L109 122L110 132L112 133L113 136H116L117 135V131H118L117 130V125L115 124V120L116 119H117V121L119 120L120 122H123V124H124L126 129H129L131 131L135 130V127L138 126V125H141V123L140 122L134 123V122L130 121L128 116H127V113H125V110H126V112H128L130 114V111L133 109V107H131V110H130V108H127L128 106L126 107L128 110ZM122 108L124 109V111H123ZM260 108H261V112L259 110ZM106 109L109 110L108 107H106ZM113 112H116V115ZM247 112H248V114H247ZM115 117H117V118L115 119ZM239 127H237V130L235 129V135L238 136L239 139H240V146L250 147L252 149V151H250V152H234V153H232L233 155L227 156V158L229 157V159H231V160L233 159L232 160L233 164L237 162L236 164L241 165V167H244L245 171L248 172V173L247 172L246 173H247V175H249L250 178L248 176H247V178L250 179V180H248V179L245 180V181H247L246 182L247 186L245 184V181H244V186L249 191L246 189L245 190V195H246V197L248 196L247 197L248 201H250V197H253V199L251 198V201L254 204L252 202H251L252 204L249 202V205L251 206V208L248 207L249 209L247 208V211H250V212H248V214L249 213L253 214L257 210V212L255 213V215L258 213L256 217H254L255 215H253V217H254L253 218L252 214L251 215L249 214V217H250L251 220L255 219L253 221L257 222V220H258L257 225L259 223L260 225L262 224V226H263L264 222L262 223L261 221H264V150H260L258 147H260L262 144L264 146V142H259V141H257L256 138L252 137L251 140L249 138V140L251 141V143H250L249 140H247V138H246V134L249 131V129L247 131V128L245 130V127H244L243 129L245 131H244V134H243V129L240 127L242 129L241 130ZM144 130H145V139L142 142L143 148H144V160H143V163H144V169H145L146 177H147L146 181H148L147 184H148V187H149V189H146V193L145 192L143 193V191H142V195L144 196L145 199L143 198L142 195H140V193H141L140 190L141 189L139 190V186L131 178L129 179L128 176L125 175L126 173L123 172L124 170L122 168H119V170L117 168L111 174L112 188L116 187V190H117L116 193L118 194L116 196H117V198H118V196L120 198V199L118 198V201L120 200L119 204L122 202L121 204H123V205H121V204L120 205L123 206L122 208L125 207L122 210H124L125 212L127 211V212L130 213V211H131L130 209H132V207H133L132 211L134 212V209H135V207L138 204V207H136L138 209L137 211L141 210L142 212L143 211L147 212V209L150 210V208L153 207L156 210V212L159 214V217H161L160 218L161 220L165 218L164 219L165 222L164 221H160V219L158 220V218H156V216L158 217V215L155 214L156 212H155V210H153V208L151 209L152 212L148 211L147 214H146V212L142 213L141 211H139V213L141 212V214H139L137 212L138 215L139 216L142 215L140 217H143V219H145L146 221L147 220L149 221V219H150V221L147 222V223L144 220L145 223H146V224H144V227L145 228L148 227V229L146 228V231L147 230L149 231L148 237L146 235V233L148 231L145 233V228H140L139 229L140 232L138 231L137 233H135V234L138 235V236L135 235V239H136V237H137L136 240L139 239V241H137L138 243L139 242L141 243V242H143L145 240L143 243H141V244L139 243V245H138L139 249H140V245L142 246V244H143V246H144V244H146L147 240H148L147 245H145L146 246V251H144V254H143L142 251L145 250V246H144V248H143V246L141 247L142 248L141 249L142 254H138L139 252H137V251H139V249L137 248V246H136V248H137L136 250L132 249V248H135V245H137L138 243H136L135 245L133 243H130L126 239V237H124V233H123V235L121 234L123 231H121L119 228L116 229L117 226L115 225L114 222H113L114 226H116L115 232H116V230H119V232L117 231V233H115L117 235L113 234L114 233V229H113L114 226L112 224H110L112 222H109L108 225L106 223V222H108L107 219L110 218V217H108L109 215H108L107 212H106V214L102 215L103 213H105V211H97V210L94 211L95 210L94 206H93L94 208L92 206L91 207L87 206V210L84 207L85 211L82 210L83 207L78 206V207H80L78 209H81V208L82 209L80 211L77 210L76 205L70 199V192L67 191V190L70 191V187H67L68 185H67V183H63L64 181H62V184H60V186L57 187L58 183H61V182L57 181L58 183H57L56 187L58 188V190L62 186L65 189V190H63V188L61 189V190H63L62 191L63 194L61 193L62 194L61 197L63 195L64 196L67 195L65 200L62 198L63 205L66 206L67 198H68L67 205H69V206L73 205L72 208H68V206H67L65 209H67V208L68 209H72L71 211L69 210V213H71V215L73 217L76 216L74 219H76L77 221H79V219L81 220V218H82L83 222H81L82 221L81 220L78 223L81 222L80 225L83 227V230H85V229L87 230V228H90L89 231L91 232L93 230L91 233L94 232L93 234H95V232H96V235H97V232H99L98 233L99 235H97V236L101 237V240H100L101 243L99 241L100 238H98V237H96L95 235H92V234H91L92 235L91 236L89 234L90 233L89 231L86 232V230H85V234H89V235H86L87 237L84 234L80 235L82 233L77 231V229H72L70 224H68L69 222L64 217L63 218L59 217V219H58L59 222L57 220H53V221H56V222H53L52 219H50V220H48V218L44 219L45 218L44 215L41 214L42 215L41 216L40 213L38 214L39 215L38 218H40V219H37V221L38 222L40 221V222L37 223V221H33V222H35V224H32V225L36 226L35 227L36 229L33 232L34 228H31L33 226H31V224H28V223L29 222L32 223V218L34 216L37 217V212H35V214H34V212L30 211V213L28 212L30 214V216H29L28 213L25 212V211H29V210L25 209V207L20 206V204L22 205V203H19L20 200H18L19 204L18 203L16 204L17 199H15V198L14 199H10L9 198V196H10L9 195L10 194L9 191H5L4 193H2L4 195H2L0 193V200L3 199V204L4 205L6 204V202H7V206H8V203H9V205L11 204V207L10 206H8V207L4 206L3 204L1 205V203H0V205H1L0 209L2 208V210H0V212L2 211L1 213L2 214L4 213V215L5 214L7 215L8 213L10 214V212H11V215L12 214L14 215L15 212L18 211L17 213L19 214L20 212L24 211V209H25V211H24L25 213L22 212L19 215L24 214L23 216H25V214H27L25 217H23V216L19 217V220H20V218L22 219V220H20L21 223H22V224H20V226H19V224L18 225L16 224L15 219H17V218H14V217H17L16 215L13 217V216L8 214L7 216H9L10 219H8L9 217H7L6 215H5L6 216L5 219L3 217L4 215H2V214L0 215V216H2L1 218H3V219L0 218L1 219L0 223L1 224H6V227H9L10 229L12 228L11 232L13 231V233L15 234V238L17 240H16V242H15V240H13L15 238H14V235L12 233V237H13L12 240L14 242V243L13 242L12 243L15 246L17 244L18 247H20L19 245L20 244L23 245L26 242V238H28L26 244L29 243V247H30L31 246L30 244L31 243L33 244V242H34L33 241V239H34L33 236L35 238L37 236L39 240H42L43 236L45 237V238H43V242L42 241L40 242L39 240H37V238H36V241H38V242L35 241L37 244L34 242L37 245V247L41 248V249L38 248V249H40V251L43 248H45L44 250H42L43 253H41L39 255L40 251L38 253V249H37L36 245L33 244L32 247L35 246L37 251H35L36 249L33 250V248H32V252L34 251L33 254L37 252L36 253L37 256H35V254H34L35 259H32V261H31V259L30 260L28 259L29 257L33 258V254L30 253L31 252V249H30L31 247L29 248L28 245L25 246V244H24L23 247L24 246H25V248L28 247L27 249L30 250V251H26L27 254L29 252V257L26 254H23L24 258L20 257L21 258L20 260L23 259L22 261L25 262V264H28V263L29 264H33L32 262L35 263L37 259L41 261V259H43L44 256L46 258V256H47V251L46 250H48V253L50 252V254H48V256L51 255V256H49V259H48L49 261H47V258H48V256H47L46 260H45V258L41 262L37 260L38 263L42 264L44 262V264L45 263L46 264H52V263H50V260H51L53 263L56 262L55 264H58V263L59 264H78V263L79 264H82V263L83 264H125V261H127V258H128V264H133V260H134V264H150L151 262L153 264L154 263L155 264H184L185 261H186L187 264H189V262H187V259H188V258H186L187 256H185L184 252L180 251L181 249H179L180 247H178L179 245H181L180 241L181 240H185V241H182V242H184V243L187 242L186 243L188 245V246H186L187 248H189V246H191L190 247L191 251H192L193 247L196 250V251L193 250L195 253L192 251L193 252V256H195L194 258L198 259V261H199L196 264H199V263L200 264H204V263L205 264H244V263H246L247 264V262H244L245 259L248 261L250 259L251 260L256 259V257H258L259 260L258 259H256L258 261L253 260V262L255 261L254 262L255 264H261V263L264 264V259H262V258H264V241H263L264 237H262V236H264V232L261 233V238H262L261 239L260 238V230L258 228V226L260 227V225H258V226L257 225L250 226L251 229L254 227L253 228L254 231L249 229L250 227L249 228L247 227L246 229H249V231H248V235H246L244 233L246 231V229H244L240 225H238L239 227L237 226L238 227V229H237V227L235 226L236 223H234L235 222L234 219H233L232 222L234 223L233 227L234 226L235 227L231 228L232 227V225H231L232 222H231V224H229L231 226V227H229L230 228L229 229L230 230L229 233L233 232L232 235L236 234V230L240 231L239 229H241V227L244 229L243 230V233L245 234L244 236H247L246 239H248V240L245 239V241H244V248H248V251H247V249L246 250L244 249L245 251H247L246 254L243 255V257L245 256L244 257L245 259L241 255V253L244 250H241V249L239 250L238 243L234 244V241L228 239L230 242L232 241L231 244L236 245V246L233 247V245H231L230 242H228L227 238H225V240H224V237H222V239H221V237L220 238L219 237L215 238L214 236L212 237V235H210V234H208L209 235V239H208V237H206V235H207L206 232L203 231V229L200 228L201 227L200 223L198 224V220L199 219L196 218L192 214V212H191L192 215H190V212H189V209L192 211L191 207H192L193 203L190 202V201H193V199L191 198L193 195L191 196V194H190L188 189H186L187 191L184 189L186 186L183 185V184L181 185L180 188H179V186H180L179 185L178 188L174 189L172 187V184H171L170 180L168 179L169 178L168 177V173L171 174L172 171L174 172V168L172 169V166H171V163L169 161V158L165 157L164 156L165 153H163V151L167 152L166 148L167 149L169 148L168 142L166 141L165 137L162 134H161L162 136L160 135V132L154 130L153 128L144 127ZM236 132H237V134H236ZM8 142H9V144H8ZM64 143H65V141L63 142V145H66ZM115 146H117L115 152L104 151V148L106 147V145L104 144V142L101 141L99 143V145L93 147V149L89 150V152L93 151L94 153H97L96 154L97 155V160H99V161L107 160L108 162H116L117 161V156H119L121 154H125V149L128 147L127 140H125L122 136H120V137H118V139L115 140ZM6 148L10 149V150L6 151ZM83 148L85 149L86 147L82 146L81 144H80V146L77 145L76 147H74V149L72 151H70V155L72 157H74L75 159L82 158L83 155L85 154V151H83ZM262 148L264 149V147H262ZM47 152L49 153L50 150L47 151ZM47 152H45V154ZM163 158H166V159H163ZM159 159L160 160L162 159V160L159 161ZM231 160H230V162H231ZM33 163L30 162V164H28L30 166L31 170H32V168L36 167V165H35L36 162L33 161ZM31 164L35 165V166L31 167ZM38 165H39V163H38ZM38 165L35 168L36 170L37 169L39 170L40 166L41 167L43 166V165H40V166H38ZM168 165L171 168V172H169L170 168H169V171H166V170H168ZM29 166H27L26 169L30 170ZM43 169H44V173H43ZM29 170H24V172L25 171L27 172ZM40 170L38 172H40ZM45 171H47V170L44 167V168H42V172H40V174L43 173V174H41V176L43 175V177H45V180H46V179H48L50 177H49V173L47 174ZM165 171H166L167 174L165 173ZM157 174H159V175H157ZM20 177H19V179H20ZM82 180H84V181H82ZM168 183H169L170 187L168 186ZM64 184L67 185V186H64ZM92 184H93L92 180H89L86 177H84L82 174H80V190L81 191H82V189H86L85 187H87V189H88ZM134 184L137 185V187H135ZM248 184H250V185H248ZM182 186H184V188H182ZM168 188H169V190L170 189L171 190L168 191L167 190ZM173 189H174V191H173ZM113 190L115 191V189H113ZM147 190H149L148 193H147ZM246 191H247V194H246ZM59 192H60V190H59ZM67 192L69 194V197H68ZM167 192H168L169 195L167 194ZM173 192H175V193H173ZM176 192H178V193H176ZM83 193L84 192L82 191V195H83ZM146 194H148L149 197L146 196ZM248 194L250 195V197H249ZM167 196H170V198H168ZM196 196H197V194H196ZM171 197H172V199H171ZM188 197H189V199H188ZM7 198H9V199H8V201L5 202L4 199L7 200ZM140 198H142V201H146L145 202L146 204H144V202H142V201H141L142 202V204H141V202L139 201ZM147 198H149V199H147ZM193 198H194V196H193ZM167 199H170V200H167ZM11 200L15 201V202L13 201L14 205H13ZM137 200L139 202H137ZM194 200H195V198H194ZM64 201H65V204H64ZM196 201H197V199H196ZM71 202H72V204H71ZM68 203H70V204H68ZM149 203H150L151 207L149 206V208H148L147 206L149 205ZM190 203H192V204H190ZM257 203L259 204L258 206H257ZM15 204H16V206L18 205V207H21L20 210L22 208H24V209L21 210V211L17 210L18 208L15 206ZM125 204L129 205V206L126 207ZM189 204L191 205V207H190ZM142 205H144L145 208ZM2 206H4L6 208V210H8V208H11L12 211H14V212H12L11 209H10V211L9 212L6 211L7 212L6 213L5 211H3L5 209H3ZM14 206H15V208L13 209ZM121 206H120V208H121ZM139 206L142 207V208H140ZM256 206L258 208H256ZM73 207H74V210H73ZM129 207H130V209H129ZM252 207H255V209L252 208ZM91 208H93V209H91ZM126 208H128V210ZM43 209H45V208H43ZM90 210H92L93 212H91ZM253 210H254V212H252ZM81 211L83 213L89 211V213L84 214V215L82 213V216H80L81 218L79 217V215H81V214H79L78 217H77V215H76L77 212L80 213ZM153 211L155 213H153ZM90 212L92 213V215H90ZM96 212L99 213V214L97 213L99 216L96 215V216H98V219H97L96 216L94 215L95 218L97 219L94 222L92 219H95L93 217V214H96ZM101 212H103V213H101ZM74 213H76V214H74ZM129 213H127V214L128 215L132 214V213H130V214ZM152 213H153V215H152ZM162 213L166 214V217ZM143 214H145V215H143ZM149 214L151 215V217H149L147 219V217L150 216ZM236 214H235V216H236L237 221H238L240 219V216H238V214L237 215ZM32 215H33V217H31ZM85 215L87 217V221L90 220L89 222L85 221L86 218L83 217ZM88 215H90L92 217V219ZM101 215H102V217L100 218L101 221H100V224H99V217ZM152 216L153 217L155 216V219H157V220H155L154 218L152 219ZM11 217L14 219L13 221H12ZM41 217L46 222V225H48L49 223L50 224L51 223L54 224V225L52 224L53 225L52 227L49 224L50 227L54 229L53 231H51L52 229H49L50 228L49 227V228H47V230H50V231H47L45 229V232H44V227L46 228V226L44 225L45 222H43ZM106 217H108V218H106ZM191 217H193V218H191ZM260 217L263 218V219H260ZM25 218H27L29 221H27V219H25ZM102 218H103V220L106 219L105 222H103ZM23 219H25V220H23ZM130 219L128 218L127 222H129ZM4 220L7 221V222H9L8 220H10L11 222H9L8 226H7V222H5ZM34 220H36V218H34ZM41 220H42L43 225H44V226L42 225L43 227L40 226L41 225L40 223H42ZM63 220L67 223V225L65 224V222ZM158 221H160L161 223H158ZM62 222H64V224L67 227L70 226L69 228L71 230H73L74 232L69 230ZM12 223L13 224L15 223V224L13 226H11ZM24 223L27 224V225H23ZM60 223L62 224V226L58 227V224H60ZM82 223H84V224L85 223H90V224H88V225L85 224V226H86L85 227V226H83L84 224H82ZM94 223H96L95 225H97L96 226L97 230L95 229L96 231L94 230V227H93ZM101 223H102V225H101ZM165 223L167 225H169L168 226L169 228L167 227V225ZM91 224L93 226L90 227ZM128 224H130V223H126V226H127L126 230L129 231V230L132 229L131 227H133V225L130 224L131 225L130 226ZM159 224L160 225H164L165 224L164 225L165 227L164 226H160ZM237 224H239V222ZM55 225H57V226H55ZM63 225H64V229L66 228L65 230H63ZM103 225L105 226V228L108 226V227H111V229L108 228V227L106 228L107 230L105 228L102 229ZM109 225H111V226H109ZM23 226H25V228ZM27 226L31 230L30 229L27 230L26 229V228H28ZM38 226L40 228H43V231H42V229L40 230V228H37ZM256 226H257L258 229L256 228ZM14 227H18V228L14 229ZM56 227H57V229H59L61 227L60 228L61 230L59 229V230L56 231V229H55ZM160 227H162V229ZM22 228H24L25 231H22L23 230ZM98 228H99V230L102 229L103 232H102V230L99 231ZM164 228H166L168 231L165 230ZM18 229L19 230L22 229V230L19 231ZM37 229H39V231ZM255 229H257V231L259 230L257 232L258 234H256ZM29 230H30V232L27 233ZM66 230L69 231L70 233L67 232ZM75 230H76V232L79 235L75 233ZM108 230H111V231L113 230V232H110ZM17 231H19L20 233L17 232ZM31 231L33 232L32 235L30 234ZM36 231L38 233L33 235L34 233H36ZM55 231L57 232L58 236L56 235V233H54ZM58 231H61L62 233L60 232L59 233L60 235H59ZM202 231L204 232V234H203ZM21 232L22 233L26 232V234H23L22 236H20V234H22ZM48 232L50 234H48ZM100 232H101V234L105 232L106 234H104V235H107V236L103 235V237H102ZM107 232H108V234L109 233L110 234L108 235ZM143 232L145 233L144 236H142ZM41 233H42V235H41ZM53 233L57 237H55V235ZM65 233H69V236H71V240L68 241V239H70V237L68 235H66ZM72 233H74V234H72ZM118 233L121 234V236ZM174 233H175V235H174L175 239H176V236L178 235L177 237H179V234H180L181 238L180 237L179 238L181 240H179V238L177 240L172 238L173 237L172 235ZM246 233H247V231H246ZM47 234H48V236L51 239L46 237ZM111 234H113L114 236L112 237ZM30 235L32 236L31 237L32 242H29V241H31V240H29L30 237H28ZM61 235L63 237H66V236L69 237V238L66 237V238H68L66 240L64 238L66 243L64 242V240H62L63 237ZM140 235L143 238L145 236L146 237L144 239L142 238V240H141V237H139ZM16 236H19V237L17 238ZM23 236H26V238L23 237ZM53 236L55 238H57V240L61 237L58 241L59 242L62 241L64 243H62V245H59V244H61V242L59 243L56 239H54ZM79 236H80V238H79ZM84 236H85V239H88V240L90 238L88 236L93 237V238H90V239H92L91 243L88 240L85 241V239L83 238ZM94 236L96 238H98V239L94 238ZM116 236H117L118 240H116ZM119 236L120 237H124L125 239H123V241H122L121 240L122 238H120ZM21 237H23V238H21ZM104 237H105V240H104V242H102ZM20 238L23 239V240L25 238V241L21 240ZM119 238H120V241H122L123 244H124V246H123V244L121 243V245L123 246V249H119V246H121L120 242H119ZM210 238H212V239L214 238L215 242H214V240H212ZM217 238H218L219 241H217ZM1 239H0L1 240V242H0L1 243V245H0L1 246L0 247L1 248L0 254L2 252H4V255H1L0 257L5 256L6 259H9L7 262H9V264L10 263L13 264L12 261L10 260L11 259V254L17 253L19 248H17V246H16V248H15L16 252H15L14 248L12 247L14 245L10 242V239H9V241L7 239V241L10 243L9 245L12 244V246H10L12 248L9 249L8 245H6L7 241L4 242V239L6 240V237H4V238L2 237ZM173 239L175 240V242L177 241L176 243L178 245L176 243H174V241H172ZM124 240H126L125 242H128V244L130 243V244H133L134 246L130 245V244L128 245L127 243H124ZM210 240H211V242H210ZM22 241L24 243H22ZM44 241L48 245L45 244ZM52 241H54V242L57 241L58 243L57 242L53 243ZM2 242L5 243V244H3ZM68 242H69L70 245L68 244ZM86 242H89V243L86 244ZM118 242H119V244H118ZM18 243H20V244H18ZM38 243H39L40 246H38ZM42 243H43V245L45 244V246H47V247L43 246V248H42L41 247ZM184 243H183V245H186ZM2 244L4 246L5 245L7 246V247H4V250L2 248V246H3ZM65 244L66 245L68 244L67 245L68 247L67 246L65 247ZM211 244L212 245L215 244V246H217V247L215 248V246L213 245L214 246L213 247ZM246 244H247L248 247H246ZM87 245H88V247H87ZM127 245L129 246L130 250L132 249L131 253H136L137 252L136 253L137 255L136 254L132 255L131 253L129 254L130 251L127 250V247H128ZM237 245H238V247H237ZM59 246L62 249H63V247H65L66 250H64V249L62 250ZM69 246H70L69 251L71 250L70 251L71 253L69 251H67ZM131 246H133V247H131ZM124 247L126 248L125 249L126 251L124 250ZM6 248L8 249V251H5V250H7ZM21 248H22V246L20 247V249ZM25 248H22V249H25ZM46 248H48V249H46ZM10 250L12 251V253L10 252ZM121 250H123L124 252L121 251ZM133 250H134V252H132ZM178 250L180 252H182L184 255H182V253H180ZM236 250H237V252H236ZM44 251H45V253H44ZM63 251H65L66 254ZM127 251H129V252L127 253ZM8 252H10V254H8ZM18 252L21 253L20 250ZM22 252L25 253L24 250H22ZM67 252H68V255H67ZM238 252L240 254H238ZM249 252H250V254L248 255L247 253H249ZM6 254H8L10 257L8 258V255L6 256ZM72 254H73V256H72ZM81 254H83V256L86 257L85 260L83 259ZM242 254H244V253H242ZM15 255L19 256V254H15ZM24 255H26V256H24ZM69 255H71V257H72V258L70 257L71 260L69 259ZM125 255H127L128 257H126ZM139 255L141 257L144 255L143 256V258L145 257L144 260L138 261L139 260V257H138ZM145 255L147 257H149L150 259L149 258L147 259ZM181 255L184 256V257H182ZM20 256H22V253L20 254ZM38 256L40 257V259L38 258ZM41 256H42V258H41ZM79 256H81L80 259H78ZM131 256H135V257L137 256L138 258H136V260H135V258L132 257L133 258L132 259ZM5 257H4L3 261L0 258V263L3 262L4 264H6ZM12 257H13V255H12ZM17 257L15 256V258H17ZM25 257H26V259H27L26 261L28 263H26V261H24ZM141 257H140V259H141ZM129 258L132 259V262H131V259H129ZM18 259H19V257H18ZM145 259H146V261L148 263L145 261ZM182 259L184 261H182ZM148 260H151V261L149 262ZM85 261L87 263H84ZM143 261H145L146 263L143 262ZM129 262H131V263H129ZM140 262H143V263H140ZM196 262H197V260H196ZM253 262H252V264H254ZM38 263L36 262V264H38Z\"/></svg>","mask_w":264,"mask_h":264}]
</instances>
